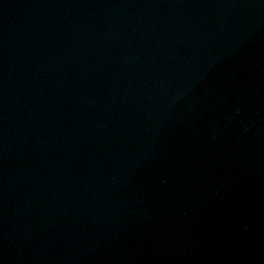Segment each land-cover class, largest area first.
<instances>
[{
	"label": "water",
	"instance_id": "1",
	"mask_svg": "<svg viewBox=\"0 0 264 264\" xmlns=\"http://www.w3.org/2000/svg\"><path fill=\"white\" fill-rule=\"evenodd\" d=\"M0 264H264V0H0Z\"/></svg>",
	"mask_w": 264,
	"mask_h": 264
}]
</instances>
